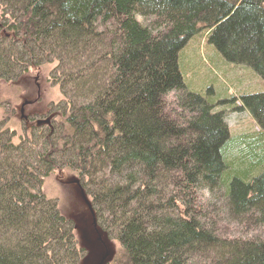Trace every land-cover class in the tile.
I'll return each mask as SVG.
<instances>
[{"label": "trees", "instance_id": "1", "mask_svg": "<svg viewBox=\"0 0 264 264\" xmlns=\"http://www.w3.org/2000/svg\"><path fill=\"white\" fill-rule=\"evenodd\" d=\"M200 30L264 84V0H0V81L44 64L61 95L48 124L0 120V264L81 263L42 193L62 172L125 264H264V92L238 106L258 130L228 134L179 71Z\"/></svg>", "mask_w": 264, "mask_h": 264}, {"label": "rangeland", "instance_id": "2", "mask_svg": "<svg viewBox=\"0 0 264 264\" xmlns=\"http://www.w3.org/2000/svg\"><path fill=\"white\" fill-rule=\"evenodd\" d=\"M136 19L142 24L147 22L140 17ZM206 35L207 31L200 30L194 38L187 40L180 52L178 65L185 88L213 99L210 103L218 108L216 111H222L227 132L232 137L258 130L249 112L239 110L238 106L241 96L264 92L263 82L249 67L224 62L207 44ZM50 68L42 64L39 69L29 70L14 82L0 81V120H7L8 127L16 131L17 136L23 129H30L24 127L25 119L48 120L45 117L50 106L61 100L60 90L49 81ZM76 183L73 176L56 173L45 179L42 193L55 201L60 214L72 222L77 245L85 251L80 264H121L120 261L125 264L118 244L106 239L94 226L88 201ZM202 195L208 196L205 192Z\"/></svg>", "mask_w": 264, "mask_h": 264}, {"label": "flooded vegetation", "instance_id": "3", "mask_svg": "<svg viewBox=\"0 0 264 264\" xmlns=\"http://www.w3.org/2000/svg\"><path fill=\"white\" fill-rule=\"evenodd\" d=\"M35 121L36 119L34 120L33 118H31V119H27L25 122L33 124Z\"/></svg>", "mask_w": 264, "mask_h": 264}, {"label": "water", "instance_id": "4", "mask_svg": "<svg viewBox=\"0 0 264 264\" xmlns=\"http://www.w3.org/2000/svg\"><path fill=\"white\" fill-rule=\"evenodd\" d=\"M22 108H23V106L20 109V113L21 114H22ZM43 123L48 124L49 123V120H45ZM39 124H40V122H37V125H39Z\"/></svg>", "mask_w": 264, "mask_h": 264}]
</instances>
